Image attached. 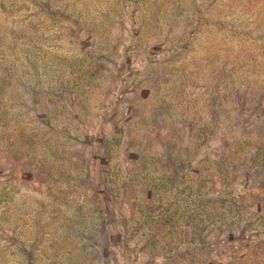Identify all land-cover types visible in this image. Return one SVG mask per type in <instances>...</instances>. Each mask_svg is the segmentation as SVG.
<instances>
[{
    "label": "rangeland",
    "instance_id": "rangeland-1",
    "mask_svg": "<svg viewBox=\"0 0 264 264\" xmlns=\"http://www.w3.org/2000/svg\"><path fill=\"white\" fill-rule=\"evenodd\" d=\"M0 99V264H264V0H0Z\"/></svg>",
    "mask_w": 264,
    "mask_h": 264
},
{
    "label": "trees",
    "instance_id": "trees-1",
    "mask_svg": "<svg viewBox=\"0 0 264 264\" xmlns=\"http://www.w3.org/2000/svg\"><path fill=\"white\" fill-rule=\"evenodd\" d=\"M10 95V94H9ZM2 96V95H1ZM16 95L14 96H11V97H15ZM1 101V99H0ZM8 110V109H6ZM17 110V109H16ZM13 110H11L12 112ZM13 116L11 117H14L15 120H12L9 122V126H11L12 128L8 129V130H2V127H3V124L0 123V153L1 152H4V154H8V156L10 157L12 154V156H21L23 153L25 154H29L30 152L26 149H23V150H20L18 147L20 146L19 145V142H20V139H18V137H20V133L18 132V127L19 126H22V124L20 123V121H22V117L18 115V113L15 111H13ZM17 114V116L15 115ZM0 119H1V115H0ZM8 126V127H9ZM25 129V127L23 128ZM22 129V130H23ZM27 140L29 142H31V138H27ZM32 143V142H31ZM29 145V144H28ZM30 158V162L31 160H33V155L30 154L29 156ZM29 162V163H30ZM212 177H216L215 174L211 175ZM221 178L223 176H220ZM226 177V176H225ZM224 183H228L226 180H224ZM235 185V183H233ZM233 185V186H234ZM232 193L228 194L229 196L231 195ZM108 243V242H107Z\"/></svg>",
    "mask_w": 264,
    "mask_h": 264
}]
</instances>
